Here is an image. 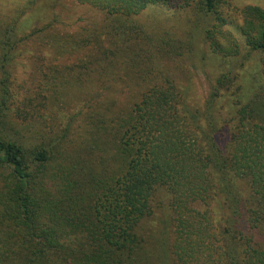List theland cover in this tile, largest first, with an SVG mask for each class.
Returning <instances> with one entry per match:
<instances>
[{"label":"trees","instance_id":"16d2710c","mask_svg":"<svg viewBox=\"0 0 264 264\" xmlns=\"http://www.w3.org/2000/svg\"><path fill=\"white\" fill-rule=\"evenodd\" d=\"M78 1L111 20L115 49L103 57L109 66L143 68L144 89L131 110L100 114L91 143L73 147L66 129L49 146H28L8 127L17 47L4 32L0 264H264V242L256 238L264 240V80L245 89L239 75L221 74L203 107L191 105L174 79L150 85L167 33L152 21L157 9L172 7L181 18L191 8L185 25L202 13L213 51L233 56L248 48L260 55L264 78V8L237 6L229 12L237 23L225 14L226 0ZM97 51L85 65L91 77L99 72ZM164 191L172 216L157 263L142 228ZM201 203L205 213L198 207L194 216L189 208Z\"/></svg>","mask_w":264,"mask_h":264},{"label":"rangeland","instance_id":"374dc122","mask_svg":"<svg viewBox=\"0 0 264 264\" xmlns=\"http://www.w3.org/2000/svg\"><path fill=\"white\" fill-rule=\"evenodd\" d=\"M222 5L226 16L240 23L239 17L230 14L237 6L264 8V0H226ZM190 9L183 8L181 18L172 7L157 9L159 13L152 21L161 24L167 33L160 39L164 50L161 58H156L159 70L153 73L150 85L168 77L174 79L186 91L191 105L203 107L221 74L239 75L245 89L263 84L260 55L245 47L233 56L215 53L205 38L209 21L202 13L193 15L194 20L185 25ZM111 29V20L101 10L78 0H0V39L8 31L17 47L12 78V93L16 95L8 105V127L28 146H49L53 140L61 138L66 129L73 147L86 140L91 143L90 131L101 119L100 114L111 107L131 110L139 101L144 89V81L139 77L144 73L143 68L137 72L122 63L109 66L103 57L104 49H115L114 40L108 35ZM234 32L239 35L236 29ZM2 46L3 43L0 48ZM97 48L101 61L94 67L99 68V72L94 73L91 80L92 70L85 65L98 57ZM146 63L149 62L141 67L148 70ZM110 67L114 70H109ZM2 79L0 69V100ZM222 113L228 117L229 110L226 108ZM228 137L225 128L219 141L223 143ZM169 202L167 192L158 195L153 201L154 214L144 221L142 228L148 242V255L157 263L168 242L172 216ZM201 204L189 208L195 210L194 216L199 209L205 213L207 206Z\"/></svg>","mask_w":264,"mask_h":264}]
</instances>
